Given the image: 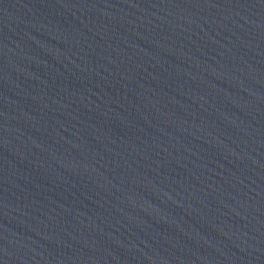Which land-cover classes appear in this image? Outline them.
<instances>
[{"label": "water", "instance_id": "obj_1", "mask_svg": "<svg viewBox=\"0 0 264 264\" xmlns=\"http://www.w3.org/2000/svg\"><path fill=\"white\" fill-rule=\"evenodd\" d=\"M0 264H264V0H0Z\"/></svg>", "mask_w": 264, "mask_h": 264}]
</instances>
